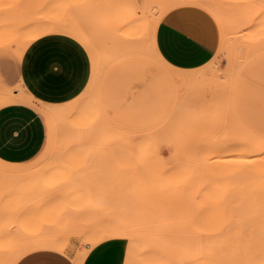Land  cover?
Listing matches in <instances>:
<instances>
[{"label":"rangeland","instance_id":"1","mask_svg":"<svg viewBox=\"0 0 264 264\" xmlns=\"http://www.w3.org/2000/svg\"><path fill=\"white\" fill-rule=\"evenodd\" d=\"M253 6L254 0H0L3 21L63 23L94 34L93 50L84 45L92 63L86 89L69 104L44 107L46 135L52 132L45 155L19 170L0 168L5 264L41 240L66 247L72 236L79 240L68 249L76 264H116V238L129 244L127 264L148 255L183 264L182 247L188 244L190 255L230 206L227 179L205 170L201 147L245 145L242 162H233L236 151L217 156L231 159L230 167L264 169V154L253 151L264 145V30L257 32ZM187 14L208 21L216 52L205 65L181 70L160 55L155 32L163 19ZM19 56L12 45L0 48V90L23 92L1 72ZM258 178L250 192H264Z\"/></svg>","mask_w":264,"mask_h":264},{"label":"crops","instance_id":"2","mask_svg":"<svg viewBox=\"0 0 264 264\" xmlns=\"http://www.w3.org/2000/svg\"><path fill=\"white\" fill-rule=\"evenodd\" d=\"M14 24L0 18V26H6L0 29V48L12 45L20 53L18 59L8 67L4 65L1 72L8 81L13 75L23 89L22 93L0 90V168L10 171L19 170L21 164L31 161L40 152L45 155L52 132L46 135L43 118L50 116L44 107L69 104L86 89L92 75L88 49L72 35L53 31L31 38L33 25L38 32L47 24L20 23L12 27ZM30 24L32 28L28 27ZM155 44L165 62L181 70L205 65L216 52L215 40L208 36L203 39L185 36L169 19L158 24ZM116 239H119L116 240V264H127L129 244L125 239ZM78 242L73 236L66 247L56 239L41 240L20 255L14 264H21L28 258L45 264H76L68 249ZM77 262L83 264L80 260Z\"/></svg>","mask_w":264,"mask_h":264},{"label":"bare ground","instance_id":"3","mask_svg":"<svg viewBox=\"0 0 264 264\" xmlns=\"http://www.w3.org/2000/svg\"><path fill=\"white\" fill-rule=\"evenodd\" d=\"M252 19L257 32H262L264 30V0H254ZM15 25H12V27ZM28 27H33L34 32H32L31 38L41 34V32L64 31L88 47V49H92L94 44L92 37L94 34L91 35V32L88 33L77 26L53 23L38 32L34 30V25L31 27L30 24ZM96 29L98 30L97 27ZM100 33L104 34L103 31H100L97 35ZM93 55L95 56V53L92 54V57ZM111 136L110 139L112 138ZM96 140L98 141L99 139ZM101 140L103 141V139ZM234 145L236 146V144ZM235 146L207 144L201 147L205 170L212 177L223 176L227 179L229 190H231L227 196V198L229 197L230 206L225 209L224 214L217 213L214 217V220L217 217L220 220L216 223L212 221L210 225H207L210 235L200 240L190 255V246L186 244L182 247L181 258L183 264H264V192H250V189L254 187L253 185L259 183L258 177L260 175H262L261 187L264 188V169H250L247 167L251 165L250 163L248 165L243 164L241 167H230L228 164L231 162V159L218 158L221 152L232 153V151H236L239 153V156H237V159L233 158V162H242L248 157L250 148L242 144L238 147ZM253 151L264 154V145L255 147ZM121 235L120 232H116L115 236ZM3 253V249L0 250V256H3ZM131 259L134 261L133 264H164V259L160 256L153 257L148 255L141 260ZM0 260H4L5 264L6 258L1 259L0 257ZM15 261L16 259L10 264H14Z\"/></svg>","mask_w":264,"mask_h":264},{"label":"snow or ice","instance_id":"4","mask_svg":"<svg viewBox=\"0 0 264 264\" xmlns=\"http://www.w3.org/2000/svg\"><path fill=\"white\" fill-rule=\"evenodd\" d=\"M177 29L185 36L207 38L209 23L205 18L195 14L181 15L172 21ZM21 264H45V262L36 261L31 258L21 261ZM56 264H66V262H56Z\"/></svg>","mask_w":264,"mask_h":264}]
</instances>
